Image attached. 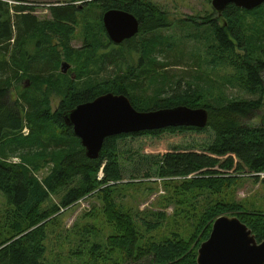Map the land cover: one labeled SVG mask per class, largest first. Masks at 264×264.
I'll list each match as a JSON object with an SVG mask.
<instances>
[{"label":"trees","instance_id":"1","mask_svg":"<svg viewBox=\"0 0 264 264\" xmlns=\"http://www.w3.org/2000/svg\"><path fill=\"white\" fill-rule=\"evenodd\" d=\"M14 2L20 1L0 0V193L6 199L0 217V264H44L45 228L61 210L87 196L98 198L105 222L115 230L107 246L118 253L119 261L111 264H197L199 246L223 215L237 217L258 243L264 241V213L221 198L240 176L258 179L264 174V4L252 11L230 5L221 17L192 21L207 33V38L195 35L207 44L210 64L230 70L227 83H238L256 96L247 101L227 98L220 87L216 92L197 78V70L183 72L174 82L175 75L166 71L184 64L183 51L174 35H155L170 25L166 14L148 0H67L50 6L47 20ZM112 9L132 14L140 25L138 35L119 46L108 42L101 21ZM76 29L84 38L78 50L72 47ZM108 48L114 52H103ZM127 52L140 59L136 67L123 71L125 65L118 60ZM158 56L166 61L159 62ZM169 56L174 60L168 61ZM64 61L77 65L74 79L59 72ZM88 64L101 72L106 64L113 65L121 73L94 84ZM151 86L154 94L146 97ZM53 93L63 96L54 112L49 106ZM107 93L125 95L139 112L204 108L208 122L203 129L171 127L107 138L99 158L92 161L63 115ZM259 113V124L249 126ZM26 126L29 133L23 135ZM47 167L50 172L39 181L35 173ZM157 179L168 182L167 195L178 190L158 203L162 210L174 205L172 216L181 213L176 206L193 198L204 196L198 203L204 207L188 240L174 236L173 241L138 247L141 236L134 212L116 204L113 188ZM186 194L194 196L185 199ZM53 196L59 205L51 203ZM154 216L159 223L168 217Z\"/></svg>","mask_w":264,"mask_h":264},{"label":"rangeland","instance_id":"2","mask_svg":"<svg viewBox=\"0 0 264 264\" xmlns=\"http://www.w3.org/2000/svg\"><path fill=\"white\" fill-rule=\"evenodd\" d=\"M19 1L20 2H14L12 4L32 8V10H34V15L39 20L48 19V8L50 6H60L67 2V0ZM148 1L157 5L166 14L168 24L170 25V28L157 32L155 35H161L163 37L174 35L176 43L180 47L178 49L183 51L184 64H178L179 66L172 67L166 71L169 76L175 75L174 82L182 79V76H185L183 72L192 73L194 72L193 70H197L200 72L197 78L207 81L209 85H213L216 92L219 91L220 87L222 89L220 91L229 99L247 101L256 99V96H250L238 85V83H234L233 85L227 83L229 82L231 71L222 67H213L210 64L211 57L209 55V50L206 49L207 44L200 42L198 40L199 38L195 35V32H197L198 34H202L204 38H207L206 32L199 31L203 30V28L198 30V28L194 27L192 21L197 22L199 19H203L207 16L214 19L213 16L216 15V12L211 6L212 0ZM96 18L97 17L94 19ZM135 40L138 41L139 39ZM83 41L84 38L81 35L80 29H76L72 39V47L76 50L81 49ZM132 46H137V44ZM103 52L111 54L114 51L112 52V50L108 48ZM193 56L195 57L192 58ZM139 57L140 56L135 52L130 54L127 52V54L125 53V56L122 58L120 57L118 61L121 65H125L123 67V71H125L126 68L136 67L140 59ZM158 59L161 60L159 62L166 61L162 60L161 56H158ZM167 60L172 61L174 58L169 56ZM64 62L69 64L66 61ZM185 63H188L189 66ZM70 68L68 75L74 79V75L78 71L77 65H71ZM88 69L91 73L90 80L94 84H98L99 82L121 73L117 67L115 68L113 65L108 64H106L103 72H101L98 66L92 65V67H90V64H88ZM59 72H61V69H59ZM185 79H190V76H186ZM154 89V86L149 87L146 97L152 96L154 94ZM62 101V95L58 93L51 94L49 104L51 111H56ZM259 118L260 113L258 115L256 114V117L248 121L249 126H257L259 124ZM23 131L27 135L29 133L28 127L26 126ZM8 161L20 163L17 158H10ZM50 170V167L42 168L41 171L35 173V176L39 181H42ZM166 184H168V182L157 179L142 181L139 184H121L113 188L116 204L122 206L123 209H131L134 212L133 219L136 230L141 236L138 247H143L149 241L156 243L169 240L173 241L175 240L174 236H178V239L188 240L193 234L195 219L204 207V202L198 203L202 201L204 196L196 199L193 198L191 202H187L185 206H180V208L176 206L178 210H181V213L178 216H172L174 210L176 211L174 205L164 210L158 206V203L163 197L171 196L178 192L177 189H174L167 195V191H165L164 188ZM193 196L194 194H186L183 198L190 199ZM221 198L233 203H240L248 209L264 213V174L260 175L258 179H254L248 174L240 176L233 188L221 194ZM173 202L175 203L176 201ZM51 203L59 205L60 199L53 196L51 198ZM5 204L6 199L0 193V217L3 215ZM47 205L50 206L51 204L47 203ZM137 210L144 212L138 215L136 214ZM154 213L155 215L165 213L168 217L163 223H159ZM2 225L3 221L0 219V228ZM115 234L114 228L105 222L102 215L101 203L98 198L95 196H87L78 201L73 207L61 210L55 220L45 228L46 239L44 241V246L46 248V254L41 262L44 264H111L112 262H117L119 261L118 253H111L107 246V239ZM147 263V261L144 262V264Z\"/></svg>","mask_w":264,"mask_h":264},{"label":"water","instance_id":"3","mask_svg":"<svg viewBox=\"0 0 264 264\" xmlns=\"http://www.w3.org/2000/svg\"><path fill=\"white\" fill-rule=\"evenodd\" d=\"M264 0H212L211 6L221 17L230 5L252 11ZM104 32L114 45L135 38L139 22L130 13L112 9L103 14ZM63 73L70 68L63 63ZM209 118L204 108L176 106L168 109L139 112L125 95L107 93L91 102L80 104L63 115L80 140L87 159L99 158L105 139L122 134L156 131L171 127L203 129ZM197 264H264V241L258 243L248 227L237 217L221 216L212 226L208 239L197 251Z\"/></svg>","mask_w":264,"mask_h":264},{"label":"flooded vegetation","instance_id":"4","mask_svg":"<svg viewBox=\"0 0 264 264\" xmlns=\"http://www.w3.org/2000/svg\"><path fill=\"white\" fill-rule=\"evenodd\" d=\"M123 43H124V42H123ZM121 45H122V44H121ZM117 46H119V45H117ZM63 63H65V62H62L61 65H60L61 73L64 74V75H65V74L68 75L69 72H70V69H71V68H69V69L67 70L66 73H63V69H64V67H65V66L62 67V64H63ZM69 66H70V64H69ZM70 67H71V66H70ZM72 78H73V77H72Z\"/></svg>","mask_w":264,"mask_h":264},{"label":"built area","instance_id":"5","mask_svg":"<svg viewBox=\"0 0 264 264\" xmlns=\"http://www.w3.org/2000/svg\"><path fill=\"white\" fill-rule=\"evenodd\" d=\"M23 130H24V129H23ZM23 134H25L24 131H23ZM25 135H26V134H25Z\"/></svg>","mask_w":264,"mask_h":264}]
</instances>
